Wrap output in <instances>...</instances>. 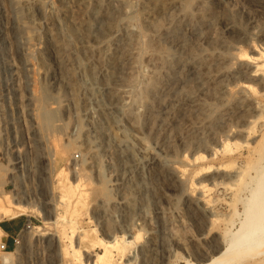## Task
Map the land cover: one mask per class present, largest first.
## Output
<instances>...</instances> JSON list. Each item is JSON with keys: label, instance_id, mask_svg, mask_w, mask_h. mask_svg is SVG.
<instances>
[{"label": "rangeland", "instance_id": "obj_1", "mask_svg": "<svg viewBox=\"0 0 264 264\" xmlns=\"http://www.w3.org/2000/svg\"><path fill=\"white\" fill-rule=\"evenodd\" d=\"M112 1L0 0V189L30 207L14 219L30 216L38 227L21 254L0 253V264L90 262L104 251L99 239H110L106 221L133 236L119 264H264V242L218 255L240 230L264 165V0ZM91 67L96 85L108 83L106 73L130 89L137 120L124 125L147 152L132 142L128 164L114 153L90 160V93L75 82L92 83ZM138 92L144 102L134 103ZM101 99L114 97L106 90ZM23 158L31 167L20 170ZM63 182H80L81 202Z\"/></svg>", "mask_w": 264, "mask_h": 264}, {"label": "bare ground", "instance_id": "obj_2", "mask_svg": "<svg viewBox=\"0 0 264 264\" xmlns=\"http://www.w3.org/2000/svg\"><path fill=\"white\" fill-rule=\"evenodd\" d=\"M146 1H150V0H146ZM146 13L147 12H145V14ZM69 31H70V29H69ZM76 31H77V29H76ZM243 56L247 57L246 54H243ZM261 56L262 55H257V56H253L252 58L254 60H259V58ZM163 61H165V60H163ZM92 68L93 67H91V69ZM99 71L100 70H98L97 73ZM155 75L153 76V79L154 78L155 79L151 80V82L152 83L154 82L156 85V83H158V78L160 76L158 77V75H159L158 73ZM105 77H108V83L107 84L105 83L104 86L96 85L97 84L96 82L98 80L97 81H95V80L98 77L96 78V74L92 69V71H90V73L87 76L88 79H90V78L92 79L91 80L92 83H89V82H85V83L84 82L83 83L77 82L76 83L75 82V86H78L79 90L83 89V90H86L87 92L89 91V93H90L89 95L91 96L90 97L88 95L89 97H84V99H83V101H84L83 103L85 105L84 106L85 115L89 121V128L87 130V134L90 132H93L92 137L94 136L93 137V143H92L90 140V136H91L90 134L91 133L88 135L86 134L88 141L90 140L89 143H91V145H92L90 148L91 149L90 160H91V162H95V163L99 164V161H100V158L102 155H110V154L112 155L114 153V154H117L116 155L117 156L116 161L120 162V164L121 163L122 164L123 163L128 164V160H127L128 154L126 152V149H124V148L127 147L132 142H134V143H136V142L134 141L135 139L133 138V136L129 132L128 128L124 125V121H127V123H129V124L136 123V120H137V115H136V110H135L136 105L132 104L135 107H133V106L131 107L130 106L131 103L128 104L129 106L126 103L127 100H129L131 98L130 89H120L119 87L116 88L115 85L114 86L111 85V81L113 80V76L112 75L106 76V73H105ZM132 77L133 76L128 77V79L131 78V79H129V83H130L129 85L132 88L133 87L135 88L136 84H135V81L133 80L134 78L132 79ZM119 79H121V78L119 77ZM123 79L126 80V78H123ZM114 81H116V80H114ZM105 82H107V81H105ZM244 86L250 90H254V87L252 85H244ZM106 90L109 91L110 95H112L114 97V100L109 104L107 102L105 103L104 100L101 99V97L104 95ZM135 95H133L135 97V98H133L134 103L137 102V99L142 100L144 98V95L142 93L138 92V93H135ZM91 100H93V102L97 101V104L99 103L98 104L99 108H101L100 110L103 111L104 114L106 113V116L109 117V122L107 123V125H102V124L100 125L97 122V119L94 116L93 110L90 108V105L92 104ZM142 102H144V101L142 100ZM2 113H3V106L0 103V118L2 117V115H1ZM47 116H45V117L48 119ZM136 144H137V146H136L137 148H134V149H136V152H139V155L141 154L143 156L147 152V147H145V145H143V143H140V142H138ZM0 147H1V143H0ZM228 148L229 147L225 143L224 147L222 149V152L227 153V151L229 150ZM133 152H135V151H133ZM202 157L203 156H199L198 158H202ZM112 158H114V157H112ZM198 158H196V160ZM114 159H112V160H114ZM187 161L190 162V160H187ZM118 162H117V164H118ZM18 163H21V165L19 166L20 170L26 169V168L28 169V166L31 167V163H29V159L23 158V159L19 160ZM209 168L210 167H202L201 169L207 170ZM180 172L184 173V171L182 169L180 170ZM259 173L260 174L258 177L259 178L258 179V186L255 189H253L251 197L246 201V204H245L246 207H245L244 212H245L246 216H245V219L241 222V228L238 232L232 234L229 237L228 247L227 248L225 247L224 250L222 249L223 251L221 250L219 252V254H218V252L216 253L219 256L225 257L228 255H231L233 253L234 249H238L239 252L241 251V249L244 251L245 250L247 251L250 249V247L256 246L258 244H262L264 242V165L259 170ZM65 176L66 175H65V172L63 169L58 172L57 178H58L59 184L63 180L66 182ZM71 183L72 182H70L69 184H71ZM64 184H65V186H68V184L67 185H66V183H64ZM64 184H63V187H65ZM80 185H81L80 182H78L76 184L72 183L71 186L70 185L68 186L71 189H68L66 187L67 190H69L67 193H69L70 190L74 191L76 189L75 191H77L78 188L80 189ZM115 186H117V185H115ZM0 187H1V185H0ZM72 187H75L74 190ZM61 190L63 191V189H61ZM75 191L73 192V193H75L74 195H76ZM3 193L4 192L0 189V221L3 219H6V218H14L17 215L18 211L27 210L30 208L28 205L23 204L20 200L14 201L10 194H8V193L3 194ZM63 193H65V190ZM70 193H72V192H70ZM78 194H79V198L77 199V201L79 200L81 202L83 192L82 191L80 192V190H78ZM65 196L67 197L68 194L67 195H65V194L61 195V199H62L61 201L69 200L68 199L69 197L66 199ZM70 196H73V195L70 194ZM68 202H70V200ZM113 203H114V201H113ZM118 203H119V200H118ZM248 204H250V207H248ZM101 207L103 208V209L101 208L102 209L101 212L106 211V213H107L106 205L102 204ZM75 208H77V207L75 206ZM66 211H67V209H66ZM76 211L77 210L73 209L72 214L77 213ZM105 217H106V215L104 214L103 218H105ZM106 219L108 220V218H106ZM61 220H65V216L57 217L56 222L58 223ZM76 223L77 222L74 219H71L69 222V226L72 229V232H71L72 235L75 234V229L77 228ZM104 224H106L105 226L108 228V231H106V232L110 235L109 236L110 239L107 241L99 239L100 240L99 243H100V245L104 251H103V253H97L96 255H94V259H92L90 262H89V260L87 262H83L84 259H83V255H82V251H81L82 247L81 246L77 247V245H75V243L73 241H70V248L73 250V252H74L75 256H77L78 260L83 262V264H119L121 259L125 256L127 249L133 243V240H131V237L133 239V236H132L130 231H127L125 234L118 236L117 234H115V232L111 231V227L109 228L110 224L108 221L104 222ZM0 233H3V230L1 229V227H0ZM83 233L86 235L85 232H83ZM44 234L45 233H43V232L41 233V235H44ZM138 238H139V235L136 236V239H138ZM83 239H85V238L83 237L80 240L84 241ZM21 251H22V245L18 246L16 248V250L14 252H12V254L14 256H16V255L21 254ZM7 253H10V252H7ZM116 256H118V258H116ZM212 257H214V256H212ZM1 262H2L1 264H12L11 262H13V260L9 259L7 257H3V258H1ZM17 264H20V263H17ZM189 264H196V263H189ZM204 264H221V262L210 261V262H206Z\"/></svg>", "mask_w": 264, "mask_h": 264}, {"label": "built area", "instance_id": "obj_3", "mask_svg": "<svg viewBox=\"0 0 264 264\" xmlns=\"http://www.w3.org/2000/svg\"><path fill=\"white\" fill-rule=\"evenodd\" d=\"M37 228L38 227L36 226L34 220L30 216H26L22 228L13 237V250L15 251L18 246H21L24 242L23 239ZM7 252L12 251H10L8 243L0 237V253Z\"/></svg>", "mask_w": 264, "mask_h": 264}, {"label": "crops", "instance_id": "obj_4", "mask_svg": "<svg viewBox=\"0 0 264 264\" xmlns=\"http://www.w3.org/2000/svg\"><path fill=\"white\" fill-rule=\"evenodd\" d=\"M23 223L24 221L21 223L14 218H6L0 222V227L3 230L1 238L8 243L10 251L13 250L14 247L13 237L22 228Z\"/></svg>", "mask_w": 264, "mask_h": 264}]
</instances>
